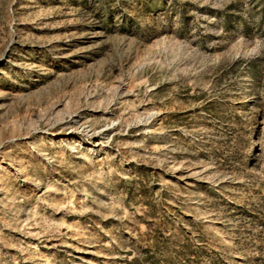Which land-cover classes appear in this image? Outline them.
Masks as SVG:
<instances>
[{
    "label": "rangeland",
    "instance_id": "obj_1",
    "mask_svg": "<svg viewBox=\"0 0 264 264\" xmlns=\"http://www.w3.org/2000/svg\"><path fill=\"white\" fill-rule=\"evenodd\" d=\"M0 264H264V0H0Z\"/></svg>",
    "mask_w": 264,
    "mask_h": 264
}]
</instances>
